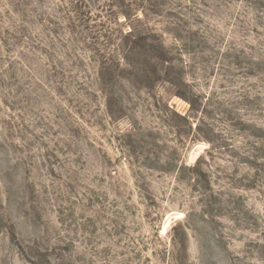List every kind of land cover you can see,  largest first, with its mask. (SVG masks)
I'll list each match as a JSON object with an SVG mask.
<instances>
[{
	"label": "rangeland",
	"instance_id": "rangeland-1",
	"mask_svg": "<svg viewBox=\"0 0 264 264\" xmlns=\"http://www.w3.org/2000/svg\"><path fill=\"white\" fill-rule=\"evenodd\" d=\"M0 264H264V0H0Z\"/></svg>",
	"mask_w": 264,
	"mask_h": 264
}]
</instances>
